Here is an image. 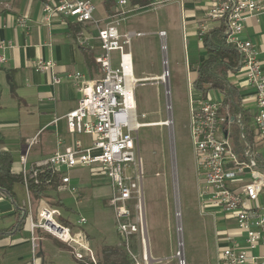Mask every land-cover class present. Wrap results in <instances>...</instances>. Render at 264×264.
I'll return each instance as SVG.
<instances>
[{"label": "built area", "instance_id": "1", "mask_svg": "<svg viewBox=\"0 0 264 264\" xmlns=\"http://www.w3.org/2000/svg\"><path fill=\"white\" fill-rule=\"evenodd\" d=\"M104 1H114L115 9L101 20L96 17L95 0H48L43 5L47 21L59 16L97 26L101 52L96 62L102 76L90 80L81 72H74L61 77L54 71L53 62L39 59L33 63L36 71L52 73L55 85L70 81L80 92L77 108L65 119L72 134L90 136L92 142L84 145L77 141L64 152H57L31 168H28L27 155L23 156L21 175L28 190L29 181L36 180L41 173L60 176L64 170L76 167L98 169L111 182L110 205L116 215L121 247L133 264H149L139 132L152 123L141 122L138 114L136 89L140 82L134 76L131 52L135 33L123 34L119 29L126 18L149 6H135L131 0ZM211 3L206 15L208 21L199 25V36L213 30V24L218 23L223 28L227 42L236 47L242 57L239 71L255 91L256 112L249 128L244 114L233 112L225 92L215 93L219 101L191 97L190 134L197 164L200 213L207 216L210 210L216 209L226 216L227 222H235L243 234L227 232L223 236L218 232L219 239L225 243L220 249L219 264H264V66L258 48L244 37L246 21L264 13V6L261 0H211ZM100 21L104 26H100ZM20 26L28 29L25 18L21 19ZM160 36L165 38L166 33L162 31ZM89 41L83 33L78 35L80 46H87ZM9 48L12 45L0 44V65L7 62L4 51ZM162 48L165 50V45ZM114 52L118 54L117 66ZM165 78L169 79L166 68L161 79L164 84ZM194 82L190 80L192 91H195ZM145 118L142 115V119ZM61 181L70 186L69 177H62ZM71 189L77 193L76 188ZM61 217L59 208L43 200L36 218L29 212L34 261L38 253L36 236L42 232L68 245L78 262L100 264L86 233L62 223ZM78 224H87V219L81 218ZM135 234L139 236V255L130 246ZM177 257L179 264H187L183 256Z\"/></svg>", "mask_w": 264, "mask_h": 264}, {"label": "rangeland", "instance_id": "2", "mask_svg": "<svg viewBox=\"0 0 264 264\" xmlns=\"http://www.w3.org/2000/svg\"><path fill=\"white\" fill-rule=\"evenodd\" d=\"M151 1L147 9L129 16L119 27L123 34L135 33L131 52L137 78L160 75L165 68L169 71L168 83L147 80L140 82L136 89L141 122L159 123L172 119L171 126L146 127L139 132L144 171V227L152 255L166 257L171 250L177 255L182 249L187 264H217L215 230L223 236L227 232L239 236L243 234L235 222H227L226 216L216 209L210 210L207 216L200 213L197 164L190 134L191 97L197 98L199 93L191 89L188 67L204 57L205 53L187 37V31L184 32L187 12L181 6L182 1ZM104 2L95 0L96 17L100 20L113 4V1ZM77 26L84 31L93 30L96 36L98 34L94 24L87 26L80 23ZM100 26H104V22L100 21ZM162 30L167 33L165 50L162 49L163 38L159 33ZM117 55L113 53L114 63ZM166 86L170 89L169 101ZM202 98L220 99L215 92L202 94ZM142 115L146 118L142 119ZM62 177L71 179L69 188L62 183ZM71 187L78 188V193L74 194ZM27 194L28 211L36 218L39 202L33 200L29 191ZM111 196V182L98 169L76 167L60 174L59 182L51 186L47 198L65 202L69 209L61 208L60 221L64 224L69 221L73 229L88 232L94 239L91 247L95 251L103 239H107V245L122 244L116 215L110 205ZM177 211L180 213V232ZM83 217L87 219V224L79 225L78 221ZM216 219L221 221L216 222ZM215 224H218L217 227ZM130 246L135 254H140L138 234L131 237ZM153 264L172 263L164 259Z\"/></svg>", "mask_w": 264, "mask_h": 264}, {"label": "crops", "instance_id": "3", "mask_svg": "<svg viewBox=\"0 0 264 264\" xmlns=\"http://www.w3.org/2000/svg\"><path fill=\"white\" fill-rule=\"evenodd\" d=\"M47 1L3 0L0 3V44L12 45V48L4 51L7 62L0 65V69H4L0 70V154H7L10 158L11 163L8 167L11 175L15 177L21 176L23 156L27 155L28 168H31L57 152H64L77 141L84 145L92 142L90 136L72 134L65 119L68 113L77 108L81 98L80 92L70 81L65 80L55 85L52 73L36 71L33 63L39 59L51 61L55 64L54 71L61 77H65L68 73L81 72L87 79L96 80L102 76L100 66L96 62V57L101 52L100 43L93 30L80 29L77 26L80 23L72 19L57 16L47 21L43 12V5ZM163 1L167 0L157 2ZM179 1H182L181 6L187 12L184 32L187 31V37L192 43L204 50L198 28L201 23L208 21L206 15L211 7V0ZM261 1L264 6V0ZM114 5L113 1L107 13L114 11ZM22 18L27 20L28 29L20 26ZM87 26L92 25L87 24ZM211 26L213 30L220 28L218 23ZM81 33L90 39L87 46H80L77 43L78 35ZM244 37L251 40L258 48L259 58L264 66V13L250 17L246 21ZM163 45L165 38L162 47ZM204 58L205 54L200 60L189 64L188 69L194 81L197 78L198 66ZM114 65H118V55ZM133 69L135 76L134 63ZM163 73L149 77L135 76V78L139 82L161 81ZM8 76H10L9 82ZM228 79L239 92L240 111L236 112L244 114L245 122L250 128L252 117L256 112L255 91L246 84L245 76L241 71L229 73ZM195 91L199 93V98L202 97L200 94L202 92ZM210 92L221 93L219 90ZM159 125L161 124H154V126ZM59 180L60 176L55 183ZM6 182L13 197L5 190H0V234L4 233L0 235V264H82L73 257L68 245L42 232L36 236L38 253L36 262L34 261L29 220L26 219L22 223L24 212L29 210L28 190L22 182L10 180ZM54 184L46 188L44 197L40 201L50 203L60 210L69 209L63 200L55 202L47 198ZM76 189L78 193V188ZM32 198L40 204L39 200ZM67 223L71 225L69 221ZM217 225L215 224L216 227ZM215 231L216 258L219 264L220 249L225 243L219 239L218 231ZM85 233L91 246L94 239L88 232ZM106 246L120 247L121 244L107 245V239L101 240L93 251L98 260L102 256V249ZM149 249V264L164 259L170 260L172 264H179L176 253H173L174 250H171L172 252L166 257L160 256L161 254L154 256L150 241Z\"/></svg>", "mask_w": 264, "mask_h": 264}, {"label": "trees", "instance_id": "4", "mask_svg": "<svg viewBox=\"0 0 264 264\" xmlns=\"http://www.w3.org/2000/svg\"><path fill=\"white\" fill-rule=\"evenodd\" d=\"M3 0H0V3ZM132 4L139 7H147L152 4L151 0H131ZM205 58L198 66L197 78L194 82V88L202 94L209 93L212 90H220L226 93L227 102L231 104L234 113L240 111V98L238 89L233 86L229 79V73L239 71L241 55L237 48L229 44L226 40L223 28L214 29L201 37ZM246 116V113H245ZM11 163L7 154H0V190L6 191L13 197L6 180L11 182H22V175L15 177L11 175L8 165ZM7 178V179H6ZM9 178V179H8ZM59 178L58 175H51L49 172L41 173L35 180L28 183V191L35 199L44 197L46 188L54 184ZM50 182V183H48ZM62 206V205H60ZM22 216V223L28 219L29 211L26 210ZM0 235H4L1 233ZM100 264H133V261L127 255L123 247L106 246L102 249Z\"/></svg>", "mask_w": 264, "mask_h": 264}, {"label": "water", "instance_id": "5", "mask_svg": "<svg viewBox=\"0 0 264 264\" xmlns=\"http://www.w3.org/2000/svg\"><path fill=\"white\" fill-rule=\"evenodd\" d=\"M0 70H4V69H0ZM10 81V76H8V82ZM166 94H167V97H168V101H169V94H170V90H169V87L168 86H166ZM168 107H169V109H170V105H168ZM168 122H171V124H172V119L170 118L169 120H168ZM178 202V201H177ZM179 216H180V213L177 211V218H178V232H180L181 231V227H180V222H179ZM180 239V245H182V242H181V237L179 238ZM150 252V251H149ZM183 256L184 257V255H183V250L181 249L179 252H178V254H177V256Z\"/></svg>", "mask_w": 264, "mask_h": 264}, {"label": "bare ground", "instance_id": "6", "mask_svg": "<svg viewBox=\"0 0 264 264\" xmlns=\"http://www.w3.org/2000/svg\"><path fill=\"white\" fill-rule=\"evenodd\" d=\"M165 82L166 83H168V78H165ZM154 124H161V126H166V125H170L171 126V122H168V121H165V122H163V123H152V124H149V125H147V126H149V127H153L154 126ZM157 127V126H156Z\"/></svg>", "mask_w": 264, "mask_h": 264}]
</instances>
